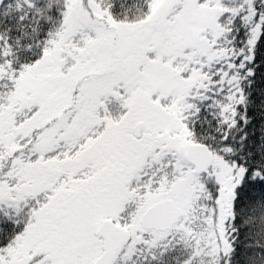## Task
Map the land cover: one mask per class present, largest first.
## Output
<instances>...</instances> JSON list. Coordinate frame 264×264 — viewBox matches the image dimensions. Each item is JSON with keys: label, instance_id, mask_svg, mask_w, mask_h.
Masks as SVG:
<instances>
[{"label": "snow or ice", "instance_id": "6c2138e0", "mask_svg": "<svg viewBox=\"0 0 264 264\" xmlns=\"http://www.w3.org/2000/svg\"><path fill=\"white\" fill-rule=\"evenodd\" d=\"M0 264H264V0H0Z\"/></svg>", "mask_w": 264, "mask_h": 264}]
</instances>
